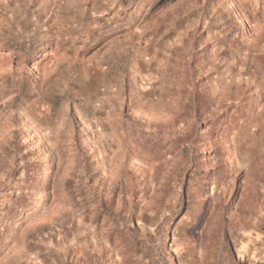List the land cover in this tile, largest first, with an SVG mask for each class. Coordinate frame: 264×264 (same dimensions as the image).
<instances>
[{
    "label": "rangeland",
    "instance_id": "374dc122",
    "mask_svg": "<svg viewBox=\"0 0 264 264\" xmlns=\"http://www.w3.org/2000/svg\"><path fill=\"white\" fill-rule=\"evenodd\" d=\"M0 264H264V0H0Z\"/></svg>",
    "mask_w": 264,
    "mask_h": 264
},
{
    "label": "trees",
    "instance_id": "16d2710c",
    "mask_svg": "<svg viewBox=\"0 0 264 264\" xmlns=\"http://www.w3.org/2000/svg\"><path fill=\"white\" fill-rule=\"evenodd\" d=\"M31 50V48H29V51Z\"/></svg>",
    "mask_w": 264,
    "mask_h": 264
}]
</instances>
